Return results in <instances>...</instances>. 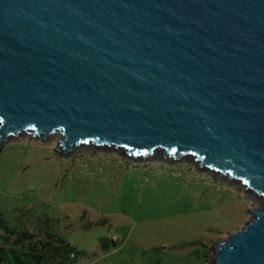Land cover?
<instances>
[{
	"label": "water",
	"instance_id": "95a60500",
	"mask_svg": "<svg viewBox=\"0 0 264 264\" xmlns=\"http://www.w3.org/2000/svg\"><path fill=\"white\" fill-rule=\"evenodd\" d=\"M189 163L255 207L209 264H264V0H0V147Z\"/></svg>",
	"mask_w": 264,
	"mask_h": 264
},
{
	"label": "rangeland",
	"instance_id": "374dc122",
	"mask_svg": "<svg viewBox=\"0 0 264 264\" xmlns=\"http://www.w3.org/2000/svg\"><path fill=\"white\" fill-rule=\"evenodd\" d=\"M53 142L0 147V218L59 234L75 264H209L210 247L255 207L232 181L189 163L132 165L117 153L59 157Z\"/></svg>",
	"mask_w": 264,
	"mask_h": 264
},
{
	"label": "trees",
	"instance_id": "16d2710c",
	"mask_svg": "<svg viewBox=\"0 0 264 264\" xmlns=\"http://www.w3.org/2000/svg\"><path fill=\"white\" fill-rule=\"evenodd\" d=\"M78 254L59 234L17 231L0 218V264H75Z\"/></svg>",
	"mask_w": 264,
	"mask_h": 264
},
{
	"label": "built area",
	"instance_id": "2783aa9c",
	"mask_svg": "<svg viewBox=\"0 0 264 264\" xmlns=\"http://www.w3.org/2000/svg\"><path fill=\"white\" fill-rule=\"evenodd\" d=\"M72 256H74V254H72Z\"/></svg>",
	"mask_w": 264,
	"mask_h": 264
}]
</instances>
